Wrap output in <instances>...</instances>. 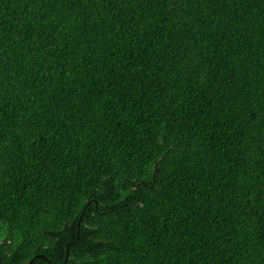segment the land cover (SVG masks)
Instances as JSON below:
<instances>
[{"label": "trees", "instance_id": "16d2710c", "mask_svg": "<svg viewBox=\"0 0 264 264\" xmlns=\"http://www.w3.org/2000/svg\"><path fill=\"white\" fill-rule=\"evenodd\" d=\"M0 256L264 264V0H0Z\"/></svg>", "mask_w": 264, "mask_h": 264}, {"label": "water", "instance_id": "95a60500", "mask_svg": "<svg viewBox=\"0 0 264 264\" xmlns=\"http://www.w3.org/2000/svg\"><path fill=\"white\" fill-rule=\"evenodd\" d=\"M69 247H70V245L67 246L66 260H67L68 257H69ZM37 257H38V258H42V259H44V260H47V259H46L44 256H42V255H38ZM37 257H36V258H37ZM33 261H34V260H31L28 264H32ZM0 264H3V263H2V258H1V256H0Z\"/></svg>", "mask_w": 264, "mask_h": 264}]
</instances>
